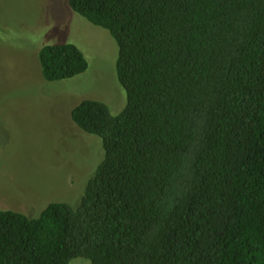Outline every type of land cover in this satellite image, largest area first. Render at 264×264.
Returning <instances> with one entry per match:
<instances>
[{
    "label": "trees",
    "instance_id": "16d2710c",
    "mask_svg": "<svg viewBox=\"0 0 264 264\" xmlns=\"http://www.w3.org/2000/svg\"><path fill=\"white\" fill-rule=\"evenodd\" d=\"M69 5L117 41L127 104L73 107L105 156L77 208L0 209V264H264V0ZM39 61L49 82L90 66L72 42Z\"/></svg>",
    "mask_w": 264,
    "mask_h": 264
},
{
    "label": "rangeland",
    "instance_id": "374dc122",
    "mask_svg": "<svg viewBox=\"0 0 264 264\" xmlns=\"http://www.w3.org/2000/svg\"><path fill=\"white\" fill-rule=\"evenodd\" d=\"M54 42L77 44L88 70L47 81L39 50ZM118 58L112 34L74 12L69 0H0V209L37 217L51 202L80 205L105 150L71 110L84 98L106 102L113 114L125 108ZM70 264L92 263L78 257Z\"/></svg>",
    "mask_w": 264,
    "mask_h": 264
}]
</instances>
